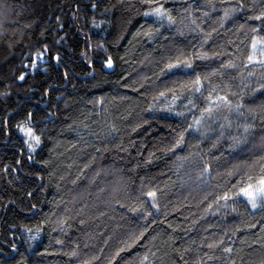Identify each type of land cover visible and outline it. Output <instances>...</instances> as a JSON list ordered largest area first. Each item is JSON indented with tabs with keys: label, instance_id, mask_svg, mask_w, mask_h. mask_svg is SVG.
<instances>
[{
	"label": "trees",
	"instance_id": "trees-1",
	"mask_svg": "<svg viewBox=\"0 0 264 264\" xmlns=\"http://www.w3.org/2000/svg\"><path fill=\"white\" fill-rule=\"evenodd\" d=\"M112 2L115 0H105L94 10L89 0H6L12 11L6 18L0 15V81L4 82L0 83V91L7 90L5 84H12V92L0 96V264H77L75 258L67 255L77 244L82 257L99 256L94 264H107L126 232L141 224L131 208L142 185L144 191L155 189L158 193L160 216H154L157 224L153 225L152 234L158 236L153 251L159 249L160 264H231L232 260L236 264H259L264 259V212L252 210L240 201H217L226 191L231 195L227 171L236 163H250L253 159L246 150L227 146L228 137L241 134L243 129L238 125L246 121L227 111L216 113L207 123L217 133L222 123L227 125L225 116L231 121V128L224 129V142L218 150L212 149L214 136L200 140L198 134H188L191 147L181 155H193L182 162L178 171L175 157L163 149L172 139V128L180 121L162 119L171 114L149 111L148 105L163 89L160 82L153 83L159 58L172 55L173 44L180 41L170 33H164L167 40L163 36L154 40L136 37L139 25L134 13L128 16L132 24L126 30L115 24L113 28L103 24L102 29H94L93 19L100 24L112 18L103 14L104 7H111ZM56 17H60L63 31H58ZM212 20L206 31L215 27ZM242 22L218 29L205 50L224 53L211 62V68L219 69L213 82L231 85V91L237 93L236 97H229L233 104L243 95L246 105L256 107L264 97L257 95L253 101L247 93L257 82H264V65H245L247 41L236 30ZM102 30L111 31L107 39L112 54L114 59H122H116L114 67L105 69L103 74L99 73L97 61V75L93 78L87 75L91 68L80 53L85 39L96 41V32ZM121 32L123 39L117 42ZM61 37H66L64 42L56 43ZM37 41L48 43L51 55L59 52L63 60L60 65L49 63L47 72L45 65H40L24 82H18L15 77L27 71L21 67L24 54ZM188 41L197 42L192 35L185 43ZM229 60L236 67L221 68ZM65 67L67 78L62 74ZM249 73L255 74L251 87L241 93V88L249 83ZM122 77H127L131 87L123 86ZM141 84L142 93L133 91ZM49 86L51 91L44 94ZM100 97H104L102 105ZM162 103L163 100L158 101L157 108ZM18 108L33 111L39 127L46 130L43 147L32 154L34 160L27 158L30 154L26 149L19 151V133L12 127L18 122L19 113L7 125L3 123ZM187 119L191 121L192 117ZM261 134L256 133L250 146L259 143ZM217 156L219 160L215 159ZM42 160L50 163L42 164ZM206 163L211 165L210 171L201 176ZM5 165H9L7 172ZM28 192L33 195L28 196ZM32 205L36 208L32 209ZM34 212L39 218L33 217ZM44 217L51 218L50 226H45L40 237L29 239L21 225L30 219L32 224L39 223ZM58 220H66L70 227L61 232ZM249 224L257 226L246 227ZM58 240L64 243L58 244ZM220 240L223 244L208 247ZM229 246L231 253L224 251ZM173 247L180 251L174 253ZM185 248L187 252L183 251Z\"/></svg>",
	"mask_w": 264,
	"mask_h": 264
},
{
	"label": "snow or ice",
	"instance_id": "snow-or-ice-1",
	"mask_svg": "<svg viewBox=\"0 0 264 264\" xmlns=\"http://www.w3.org/2000/svg\"><path fill=\"white\" fill-rule=\"evenodd\" d=\"M103 3H105V0H89L90 7L94 10L99 9ZM118 9L121 10L119 16H117ZM11 11L12 9L6 3V0H0V15L6 18ZM133 13L138 18L136 24L139 25L135 33L136 37L154 40L163 36L167 40L168 37L164 36V33H170L176 41H180V43L173 44L172 55L159 58L156 65L158 71L153 73L155 76L153 83L160 82L163 89L157 92L153 97V102L148 105L149 111H161L171 114L162 117V119H179L180 121L175 128H172V139L163 151L175 157L178 164L177 170L179 171V168L183 167L182 162L187 161L193 155L191 152L188 155H181L186 148L191 147L187 140L188 134H198L200 140H207L214 136L215 140L212 142L211 148L218 150L224 142V129L225 127L231 128V121L225 116L224 119L227 121V125L222 123L219 133L207 121L221 111L234 113L243 118L246 122L238 125V127H242V133L229 136L227 146L233 150H246L253 159L250 163L248 161L236 163L231 170L227 171L226 175L231 195L226 191L222 197L217 198V201L223 200L225 204L228 201H240L252 210L264 212V101H261L256 107H249L245 104L244 96L241 95L239 102L233 104L232 99L229 97L230 95L236 97L237 93L231 91V85L225 84L222 86L214 83L213 80L219 69L210 67L211 62L223 56L224 53L205 50V45L212 40L213 34L218 29H223L229 23L235 25L237 21H243L236 30L247 41L248 54L244 63L247 66L264 65V0H133L132 3H126V0H115L111 3V7H104L103 9V14L112 18L102 21L100 24L93 19L92 25L94 29H102L103 24H107L109 28H113L115 24L126 30L127 26L132 24V20L128 19V16ZM214 16L216 19L212 20ZM55 19L58 31H63L64 25L61 23L60 17ZM209 20H212L215 27H211L210 30L206 31ZM25 27H30V25H25ZM0 29H2V24H0ZM111 34V31L107 30L97 31L96 35L99 38L96 41H90V37L84 41L85 48L80 56L87 61L88 66L91 68L87 75L93 78L97 75V68L95 67L97 61L99 62V73L103 74L105 69L114 67L116 59H122V57L114 59L111 42L107 39ZM189 35H192L197 42L188 41L185 43ZM41 36L44 40L47 39L44 33H41ZM65 39L66 37H61L56 43L62 44ZM120 39H123L122 32L118 33L117 42ZM51 52V46L46 42L37 41L35 44L29 45V51L24 54V63L21 65L27 71L20 72L15 77L16 81L24 82L40 65H45V72L48 71L47 65L52 61L56 65H60L63 60L61 54L56 52L52 56ZM224 67L234 68L236 64L229 60L225 65H221V68ZM62 74L65 78L69 76L67 67L63 68ZM253 75L255 74L249 73V83L241 88V93L244 92L245 88L251 87V77ZM122 79L125 80L124 87H131L127 83V77H122ZM144 79L149 80L148 77H144ZM261 79H264V77H261ZM0 83L4 82L0 81ZM102 83H106V81H102ZM5 87L7 90L0 91V96L11 94L12 84H5ZM143 87L144 85L141 84L133 91L142 93ZM50 91L51 86L45 89L44 94ZM247 95L253 101H255L257 95L264 97V82H257L255 87H251V91ZM161 100L164 103L157 108V102ZM103 101L104 97H100L99 103L101 105ZM181 102H183L182 105ZM196 112L199 115H196ZM16 113H19L18 122L12 127L19 133V140L22 144L19 151L24 152L26 149L30 154L27 158L34 160L32 154L37 153L43 147L46 130L39 127L33 111L19 108L9 113V117H6L3 123L7 125L10 118ZM48 115L53 116L54 114L49 113ZM188 116L192 117L191 121H188ZM137 127H140V125H137ZM113 128H115L114 125ZM258 131L262 133L259 137V143H251L250 146V141L256 140ZM220 155L222 156L223 153ZM215 159L219 160L220 156L215 157ZM41 163L47 165L50 162L42 160ZM16 164L19 165L20 161L17 160ZM85 167L87 168L89 165H85ZM8 168L9 165H5L4 171L7 172ZM210 168L211 165L206 163L200 175L203 176L208 173ZM96 175L98 176L100 173L97 172ZM233 181L235 182L233 183ZM73 183H76V181H73ZM100 191L102 192L103 189ZM27 194L28 196L33 195L32 192ZM157 195V190L144 191L142 185L137 202L131 208V212L137 214L141 224L139 227L126 232L116 251L108 259L107 264H160L157 255L159 249L153 251V248H155L154 241L157 240L158 236L152 234L153 225L157 224V219L154 216H160V204L157 202ZM116 203H119V200ZM35 208L36 205H32V209ZM209 208H211V205H209ZM233 211H236V209L233 208ZM33 217L39 218L35 212ZM164 222L167 223L166 220ZM50 223L51 218L44 217L36 224H32L30 219L28 223L22 224L21 227L27 233L29 239H36L44 232L45 226H50ZM80 223L83 224L84 221L81 220ZM256 226V224H249L246 227L255 228ZM57 227L63 232L70 225L67 224L66 220H58ZM261 231L264 232V227L261 228ZM57 243L62 245L64 241L58 240ZM253 243L255 244L257 241H253ZM221 244H223L222 240L217 241L215 244L210 243L208 247L211 249ZM12 247L15 249L16 245L13 244ZM172 251L176 253L180 249L173 247ZM183 251L187 252L188 249L185 248ZM224 251L231 253L233 249L229 246ZM67 255L75 258L77 264H94V262L100 260V257L95 255H84L82 257L78 244ZM205 255L207 256V253ZM179 259L183 261V256H180ZM208 259H212V257H208ZM183 264H187V261H183ZM231 264H236L235 260H232ZM259 264H264V259H261Z\"/></svg>",
	"mask_w": 264,
	"mask_h": 264
}]
</instances>
